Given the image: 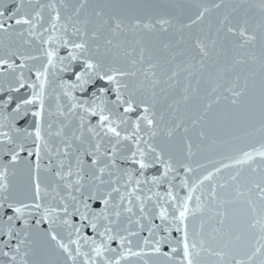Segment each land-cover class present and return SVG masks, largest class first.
Returning <instances> with one entry per match:
<instances>
[{
	"label": "water",
	"instance_id": "95a60500",
	"mask_svg": "<svg viewBox=\"0 0 264 264\" xmlns=\"http://www.w3.org/2000/svg\"><path fill=\"white\" fill-rule=\"evenodd\" d=\"M0 264H264V0H0Z\"/></svg>",
	"mask_w": 264,
	"mask_h": 264
}]
</instances>
